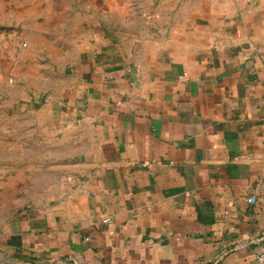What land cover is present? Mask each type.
Returning a JSON list of instances; mask_svg holds the SVG:
<instances>
[{
  "label": "crops",
  "instance_id": "obj_1",
  "mask_svg": "<svg viewBox=\"0 0 264 264\" xmlns=\"http://www.w3.org/2000/svg\"><path fill=\"white\" fill-rule=\"evenodd\" d=\"M24 2L0 22V156L39 174L0 264H256L264 0Z\"/></svg>",
  "mask_w": 264,
  "mask_h": 264
},
{
  "label": "rangeland",
  "instance_id": "obj_2",
  "mask_svg": "<svg viewBox=\"0 0 264 264\" xmlns=\"http://www.w3.org/2000/svg\"><path fill=\"white\" fill-rule=\"evenodd\" d=\"M5 4L3 12L0 11V22L6 23L8 20L7 0H3ZM17 8L21 11L24 8L25 0H16ZM2 3V2H1ZM22 13V12H21ZM7 25L0 24V32H8ZM16 163L13 165L11 159L4 153L0 156V226L6 221L8 216L20 210L24 204L21 200L30 194L32 177L37 176L39 171H31L28 166L23 165V158L16 157Z\"/></svg>",
  "mask_w": 264,
  "mask_h": 264
},
{
  "label": "built area",
  "instance_id": "obj_3",
  "mask_svg": "<svg viewBox=\"0 0 264 264\" xmlns=\"http://www.w3.org/2000/svg\"><path fill=\"white\" fill-rule=\"evenodd\" d=\"M256 264H264V243L260 246L255 255Z\"/></svg>",
  "mask_w": 264,
  "mask_h": 264
}]
</instances>
